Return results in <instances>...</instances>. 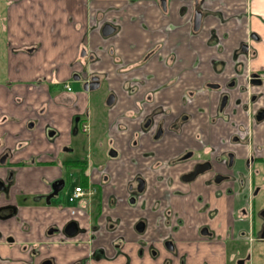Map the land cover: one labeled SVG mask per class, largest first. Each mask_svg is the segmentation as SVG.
Listing matches in <instances>:
<instances>
[{
    "label": "crops",
    "instance_id": "crops-1",
    "mask_svg": "<svg viewBox=\"0 0 264 264\" xmlns=\"http://www.w3.org/2000/svg\"><path fill=\"white\" fill-rule=\"evenodd\" d=\"M5 1L11 4V8L9 36L5 46L0 48V138L7 131L6 141L2 140L6 142V147L16 151L14 136L26 125V108L39 111L47 107L48 122L62 136L59 145L65 143L71 146L77 137L74 138V125L77 123L74 116L88 113L92 127L91 137L88 138L91 142L89 153H93L92 142L96 134L104 141L113 138L121 154V161L112 162L107 157L106 147L96 150V160L106 164L109 177H114L119 162L128 166L131 162H145L138 155V150L128 145L145 117L155 114L154 117L159 119L157 113L164 106L173 113L170 123L181 112L176 104L181 103L187 91L199 90L215 78L228 81L240 77L245 80L250 71L264 69L263 60L241 68L231 62L239 41L245 39L247 26L245 23L237 25L228 14L226 24L207 20L195 41L191 42V31L185 23L188 16L181 18L175 6L166 15L160 8L159 0ZM106 25L115 29L109 37L102 34ZM168 25H176L177 28L168 32L167 40L163 31ZM259 31L264 34L262 29L259 28ZM214 39L225 47L223 55L209 44ZM84 44H87L88 50L83 60L92 59L90 72L100 77L106 94L115 95L114 105L110 108L106 106V94L96 98L97 93L84 92L81 83L72 79L70 66L78 61ZM151 51L155 53L148 57ZM172 52L178 53V60L170 65L167 60ZM213 59L227 62L222 68H217L211 62ZM177 77L181 78L177 86L166 89ZM64 81L72 86L71 93L56 84ZM136 81H142L143 85L135 94H130L127 85ZM27 84L33 86L32 90L28 91ZM253 92L262 93L264 89H254ZM17 97L26 98V103H16ZM75 99H78L79 111L71 106ZM131 113L137 118H131ZM186 131H191L190 127ZM262 137L258 134L257 143L262 141ZM142 142L148 145L146 139ZM46 148L45 143L41 146L36 144L28 151L17 153L14 160L26 159L29 151ZM153 150L157 152L156 147ZM40 172L30 168L21 171L10 196L0 197V206L11 200L10 203L19 209L18 219H22V222L15 218L12 220L11 234L15 237L12 243L8 242L7 233L0 224V264H27L33 244H40L33 264H40L44 258L54 259V264H82L90 250L83 242L88 240L87 235L75 238L83 242L78 245L50 244L47 248L44 243L48 240L44 236L46 227L54 222L61 223L67 217L60 215L55 207L47 211L34 208L39 206L33 202L35 196L44 192L39 182L42 177ZM236 172L237 175L246 173L242 159L237 161ZM46 173L49 180L58 175L54 168ZM99 174L97 169L92 174L93 184L102 181ZM165 175L160 171L145 173L149 189L144 208L140 211L133 210L126 201V176L117 179L118 189H112L108 184L105 186L101 195V213L96 220L94 217L92 220L98 228L94 233L91 253L101 257L98 264H123L124 258L116 256L117 251L112 245L118 236L126 239V250L132 264H167L168 261L170 264H237L238 259L247 253L251 254L249 264L262 260L264 264V245L257 246V249L255 243L250 247L248 245L253 235V224L249 214L242 211L249 205L248 186L239 189L235 185L234 195L219 200L211 191H198L182 201L170 193L164 179L158 182L157 178H164ZM171 177L176 184L179 183L176 173H172ZM113 195L117 198L114 204L111 201ZM198 195H203L206 205L197 200ZM98 201L99 198L93 196L82 204L91 206L95 215L99 211L95 207ZM171 212L183 221L177 228L175 219L169 216ZM46 214L47 217L40 218ZM141 218L146 220L147 225L145 233L139 236L134 231V225ZM78 219L81 227L86 229L89 226L84 216ZM205 225H209L212 237L201 234ZM171 236H174L179 252L177 258L164 247V241ZM138 241L154 245L159 251L157 259H153L150 251H143L141 259Z\"/></svg>",
    "mask_w": 264,
    "mask_h": 264
},
{
    "label": "flooded vegetation",
    "instance_id": "flooded-vegetation-1",
    "mask_svg": "<svg viewBox=\"0 0 264 264\" xmlns=\"http://www.w3.org/2000/svg\"><path fill=\"white\" fill-rule=\"evenodd\" d=\"M260 1L159 0V4L166 15L169 14L171 7L175 6L178 7V14L181 18L184 19L188 16V22L185 23L191 31V42L195 41L194 39L202 31L207 20L211 22L215 20L220 24H226L228 14L230 15L229 19H234L237 25L240 26L245 23L247 26L245 39L239 41L231 57V62L241 68L244 65L249 67L255 61L263 60L264 64V34L259 31V28L264 31V0H262V4L259 3ZM182 24L181 26H183ZM104 27L102 28V34ZM176 28V25H168L167 30L163 31L166 34L164 35L165 39L168 40V32ZM114 30L113 28L110 35L114 33ZM110 35L105 36L103 34L105 37ZM209 44L217 49L219 54L223 55L226 50L221 42L215 39L211 40ZM87 50V44L82 45L79 52L81 56L78 61L70 66L72 79L81 83L84 92L97 93L103 88V85L100 77L90 72L92 59L83 60L86 57ZM154 53V51H151L148 57L154 55ZM177 58L178 53L172 52L167 63L172 65L178 60ZM211 62L215 63L214 66L217 68H222L227 61L213 59ZM76 66L78 68L75 70ZM180 79L179 77L174 78L173 83L168 84L166 89H169L170 86H177ZM56 84L62 85L69 93L73 91L69 82L64 81ZM27 85L28 91L32 90L33 86L31 87V84ZM142 85V81L129 83L127 90L130 94H135ZM254 89H264V69L250 71L245 80L240 77L228 81L215 78V80L203 84L199 90L187 91L181 103L176 104L181 112L170 123L169 119L173 115L172 111L161 106L159 113H157L159 119L154 117L155 114L145 117L141 128L133 133L132 140L128 144L133 149L138 150V155L145 162H131L129 166L119 162L116 164L114 177H109L106 174L107 167L105 163L96 166V150L89 153L87 157L68 159L67 153L74 152L73 145L75 141H72L71 146L65 143L59 145L62 136L52 123L48 122L49 109L42 107L39 111H35L32 108H26L28 114L26 125L15 136L13 135L17 142L16 151L6 147V142L2 140L5 139L6 141L7 131L0 138V148H2L0 152V197L10 196L12 188L16 185L17 176L21 171L29 168L41 171L40 175L42 177L39 182L42 186L41 190L44 192L35 196L33 202L39 204V206L35 205L34 208L47 211L48 208L55 207L51 205L52 200L59 198L63 192L62 204L55 207V209L60 215L67 217V220L61 223L54 222L46 227L44 231V236L48 239L44 242L46 247L48 248L50 244L61 246L78 245L84 242L90 250L82 264H98L101 257H95L91 253V245L95 239L94 233L98 228V224L92 223V220L93 217L96 220L101 213V195L105 186L108 184L112 189H118L117 179H123L126 176V201L133 210L140 211L144 208L146 194L149 189V180L146 178L145 173L155 174L156 171H160L165 172L166 175L164 178H157L158 182L161 183L164 179L170 193L176 195L182 201L198 191H211L214 197L219 200L234 195L236 193L235 185L239 189H245L248 186L250 188L249 205L248 208L242 209L243 212L249 214L253 224V235H251L248 245L250 247L256 242H264V238H261L264 228V207L260 210H256L255 207V200L264 187V173L259 168V165L264 162V92L256 93L253 92ZM110 98L111 104L109 105L107 102ZM114 102L115 95L108 94L106 106L110 108L114 105ZM16 103L25 104L26 98L17 97ZM71 106L79 111L78 99H75ZM130 117L137 118L134 113H131ZM204 117L206 119L203 120ZM74 120L75 123L77 122L74 125V138L79 135V132L85 134L88 138L91 137L92 127L89 122V114H76ZM204 121H207L206 124ZM188 127L191 131H186ZM228 133L229 136H227ZM258 134L263 136L260 143L256 141ZM96 138L95 134V137H93L95 147ZM143 139L148 141V145L143 144ZM42 143L47 145L45 150L29 151L26 159L14 160L17 153L28 151L30 147L32 148L36 144L41 146ZM97 146H99V149L106 147L108 155L106 156L110 161L122 160L113 138L109 137L105 141L100 139ZM153 147L157 148L156 153L158 154L153 152ZM241 159L246 173L237 175L236 164ZM52 168L58 171V175L49 180L45 173L47 171L49 174ZM96 169L100 173L102 181L93 184L92 174L95 173ZM132 170L134 171L132 172ZM75 172H79L78 179L80 183L72 190H68L69 178L72 175L75 176ZM172 173L177 174L179 183H175L171 177ZM178 186H181V188ZM77 187L81 188L82 194L77 198L78 200L70 201V197ZM93 196L99 198V201L95 204L99 211L95 215L91 206L82 204ZM197 200L204 202V205H206L203 195H198ZM111 201L112 204L117 201L115 195L112 196ZM10 202L0 206V224L3 225L1 227L4 232L7 233L8 242L12 243L15 242V237L11 234L13 232L12 220L14 218L18 219L19 209ZM67 203L72 205L68 206ZM47 216L46 214L40 218L44 219ZM80 216H84L89 221V226L86 229L81 227V222L78 219ZM169 216L175 219L176 228L183 224V221L174 213L171 212ZM18 221L22 222V219H18ZM146 225V220L143 218L135 223L134 231L137 235L140 236L145 233ZM201 234L204 237L213 236L209 225L202 227ZM84 235H87L88 240L83 242L75 240L78 236ZM39 245H31L30 260L27 264H33L35 261ZM112 245L117 251L116 256L124 258L123 264H132V258L126 250L127 241L123 236H118ZM137 245L141 259L143 251H150L153 259H157L159 251L154 245H146L141 241H138ZM164 247L173 254V257L177 258L179 256L174 236L164 241ZM250 260L251 254L247 253L244 257L238 259L237 264H249ZM54 262V259L44 258L40 261V264H54ZM170 263V261L167 262V264Z\"/></svg>",
    "mask_w": 264,
    "mask_h": 264
},
{
    "label": "rangeland",
    "instance_id": "rangeland-1",
    "mask_svg": "<svg viewBox=\"0 0 264 264\" xmlns=\"http://www.w3.org/2000/svg\"><path fill=\"white\" fill-rule=\"evenodd\" d=\"M10 8H11V4L9 2H6L5 0H0V48L5 46V44L7 43V37L9 36L8 31H9ZM4 74H6V72ZM1 76H2V73L0 72V79H2ZM105 94H106V89H105V87H103L97 92L96 98L103 96ZM107 96H108V94H106L105 98H107ZM97 104L98 103L96 102V106H97ZM78 130H79V128H78ZM100 139L101 138L99 136L96 138V147H95V142L94 143L92 142V145H93L92 151L99 149V146H97V144L99 143ZM74 143H75L73 145L74 152L73 153L72 152L67 153L68 159L81 158L84 156L87 157V154H89V152H90L89 150H91V142L90 143L88 142V136L79 132V135L76 137ZM63 157H66V156H63ZM100 163L103 164V162L96 160V166H98ZM259 168L262 171V173H264V162H262V164L259 165ZM75 173H76L75 176L72 175L69 178L68 190H70V189L72 190L77 184L80 183V181L78 179L79 172H75ZM64 193H66V192L64 191ZM61 194L62 195H60L59 198L52 200L51 205L57 207V206H60L62 204L61 202L63 199V192ZM67 205L71 206L72 204L70 205L67 203ZM255 207H256V210H260L262 207H264V187L261 190V193L258 195V197L255 200ZM259 243H262V242H256L255 243L256 249H257V246L264 245V244H259ZM262 263H263V260H262V262L256 261V264H262Z\"/></svg>",
    "mask_w": 264,
    "mask_h": 264
},
{
    "label": "water",
    "instance_id": "water-1",
    "mask_svg": "<svg viewBox=\"0 0 264 264\" xmlns=\"http://www.w3.org/2000/svg\"><path fill=\"white\" fill-rule=\"evenodd\" d=\"M113 32V28L111 27V26H106V27H104V29H103V34L105 35V36H108V35H110L111 33ZM96 80H97V78H96ZM97 84H99V83H97ZM98 86V85H97ZM97 86H96V88H97ZM109 105L111 104V98L109 99V101L107 102ZM1 190V189H0ZM71 234H73V233H71ZM261 238H264V228H263V231H262V234H261Z\"/></svg>",
    "mask_w": 264,
    "mask_h": 264
},
{
    "label": "built area",
    "instance_id": "built-area-1",
    "mask_svg": "<svg viewBox=\"0 0 264 264\" xmlns=\"http://www.w3.org/2000/svg\"><path fill=\"white\" fill-rule=\"evenodd\" d=\"M81 194H82L81 188L80 187H77L75 189V191L73 192V194L71 195L70 201L76 200L78 197L81 196Z\"/></svg>",
    "mask_w": 264,
    "mask_h": 264
},
{
    "label": "bare ground",
    "instance_id": "bare-ground-1",
    "mask_svg": "<svg viewBox=\"0 0 264 264\" xmlns=\"http://www.w3.org/2000/svg\"><path fill=\"white\" fill-rule=\"evenodd\" d=\"M78 200V199H77Z\"/></svg>",
    "mask_w": 264,
    "mask_h": 264
}]
</instances>
